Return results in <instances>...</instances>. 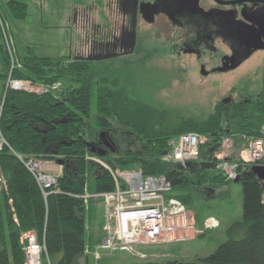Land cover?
Here are the masks:
<instances>
[{
	"label": "trees",
	"instance_id": "16d2710c",
	"mask_svg": "<svg viewBox=\"0 0 264 264\" xmlns=\"http://www.w3.org/2000/svg\"><path fill=\"white\" fill-rule=\"evenodd\" d=\"M6 6L16 19L28 14L27 0H9ZM4 36L0 14V100L9 74L37 84L61 85L44 93L5 92L0 128L10 148L0 149L6 182L0 190V264L25 263L20 234L27 230L44 241L43 264H80L88 247L85 211L91 210L93 199L85 202L79 195L88 193L89 181L93 193L114 189L110 171L89 157L98 158L112 171L141 169L146 175L165 176L172 184L171 195L194 207L201 225L207 217L200 218L207 193L234 181L215 157L221 137L234 138L231 160L235 161L244 144L242 135H257L264 124V87L246 100L219 101L203 118L173 122L167 118V109L129 93L111 65L97 67L65 56H41L30 47L20 62L15 61ZM63 118L64 122H56ZM100 131L116 140L115 150L105 156L91 153L92 146L88 147ZM189 131L206 136L198 158L186 165L164 160L172 139ZM15 153L61 162L62 171L46 195ZM258 165L264 166V157ZM252 166L238 163L235 179L242 191L241 218L228 224L225 239L209 255L127 264H264V180L257 178Z\"/></svg>",
	"mask_w": 264,
	"mask_h": 264
},
{
	"label": "rangeland",
	"instance_id": "374dc122",
	"mask_svg": "<svg viewBox=\"0 0 264 264\" xmlns=\"http://www.w3.org/2000/svg\"><path fill=\"white\" fill-rule=\"evenodd\" d=\"M8 1L0 0V14L11 53L15 61L20 62L28 47L41 56L65 55L69 46L74 43L75 32L68 20L70 14L81 5L96 0H27L28 14L24 19L11 16L6 6ZM4 43L7 45L5 36ZM150 46L163 47L160 40L150 43ZM159 54L146 56L145 62L141 61L136 67L130 62L132 57L123 59V65L115 64L111 67L118 71L119 81L126 86L129 93L167 109L169 121L179 122L182 119L205 117L229 90H236L233 94L235 101L240 99L236 94L242 90H248L252 94L263 92L262 51L257 52L252 59L228 75L210 77L202 76L198 62L184 58L174 64L171 57ZM176 65L179 66L175 68ZM2 87L0 80V92ZM55 164L53 161L52 165L59 169ZM60 170L62 171V166ZM89 187L88 193L94 194L92 181H89ZM3 188L1 185L0 190ZM241 203V185L235 181L217 191L207 193L204 200L205 209L200 218L213 216L220 221L219 227L210 229L204 236L188 242L140 246L137 249L147 255L140 259L124 250H105L99 247L104 236V208L100 200H91L90 212L85 211V237L89 249H97L101 257L95 261L91 255L87 259L88 255L84 254L80 264H127L142 260L164 262L171 259L190 260L194 257H205L225 239L224 230L228 224L241 218ZM188 207L196 213L194 207Z\"/></svg>",
	"mask_w": 264,
	"mask_h": 264
},
{
	"label": "flooded vegetation",
	"instance_id": "af4514ba",
	"mask_svg": "<svg viewBox=\"0 0 264 264\" xmlns=\"http://www.w3.org/2000/svg\"><path fill=\"white\" fill-rule=\"evenodd\" d=\"M68 20L74 43L63 56L90 66H120L132 57L136 67L160 52L174 64L184 58L198 62L202 76L210 77L228 75L264 53V0H96L75 9ZM157 40L163 47L150 46ZM235 91L221 101H235ZM252 96L248 90L236 94L238 100ZM102 132L91 146L105 156L115 150L116 140Z\"/></svg>",
	"mask_w": 264,
	"mask_h": 264
},
{
	"label": "built area",
	"instance_id": "2783aa9c",
	"mask_svg": "<svg viewBox=\"0 0 264 264\" xmlns=\"http://www.w3.org/2000/svg\"><path fill=\"white\" fill-rule=\"evenodd\" d=\"M5 39L11 53L8 39L6 37ZM13 65L12 62V67ZM262 78L264 85V58ZM5 82V92L12 89L44 93L55 90L61 85L60 82L37 84L25 79L12 78L10 74ZM4 95L0 100V114ZM233 139L231 135L222 136L218 152L215 154L218 162H221L220 168L228 179L236 178L238 163L258 165L264 157V124L257 130V135H242L244 144L239 149L235 161L231 160L234 153ZM205 141L206 136L203 134L182 132L172 139L171 151L164 155L163 159L186 165L198 158L200 146ZM3 146L10 148L0 128V149ZM15 155L31 172L42 193L46 195L47 190L56 184L57 176L61 173V165L58 164V169L52 165L51 160L16 153ZM89 158L105 166L114 181L112 191L79 195L85 202L92 198L96 201L100 200L103 204L104 236L99 244L101 249L124 250L144 259L147 255L137 249L140 246L188 242L195 240L207 230L219 227V220L213 216L205 217L199 225L196 213L171 195L172 184L165 176L146 175L141 169L112 171L98 158ZM5 183L0 168V186H5ZM20 244L25 256L24 264H43L46 247L44 241L39 240L33 230L20 234ZM84 254L91 255L95 261L101 257L97 249L91 250L89 247L85 248Z\"/></svg>",
	"mask_w": 264,
	"mask_h": 264
},
{
	"label": "water",
	"instance_id": "95a60500",
	"mask_svg": "<svg viewBox=\"0 0 264 264\" xmlns=\"http://www.w3.org/2000/svg\"><path fill=\"white\" fill-rule=\"evenodd\" d=\"M260 27H261L260 34L263 36V42H264V20H263V22H261ZM64 121H65V119L63 118V119H60L59 121H56V122H64ZM101 135H103V132L101 133ZM105 144H106V146H108L109 149L112 150L113 143H111L110 140H106ZM90 146H91V144H88V147H90ZM89 151L91 153L103 156V152L96 151L93 147H91ZM56 163L61 165V162L56 161ZM251 170L256 174L257 178H259L260 180H264V166L253 165ZM234 181L236 182V179H234Z\"/></svg>",
	"mask_w": 264,
	"mask_h": 264
},
{
	"label": "crops",
	"instance_id": "0c3cea01",
	"mask_svg": "<svg viewBox=\"0 0 264 264\" xmlns=\"http://www.w3.org/2000/svg\"><path fill=\"white\" fill-rule=\"evenodd\" d=\"M55 165H58L57 163ZM98 204V203H96ZM88 212H90V210H88ZM87 263V260L85 261ZM79 263H81V258L79 259Z\"/></svg>",
	"mask_w": 264,
	"mask_h": 264
}]
</instances>
